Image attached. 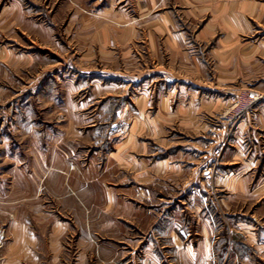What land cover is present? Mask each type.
<instances>
[{"label": "crops", "instance_id": "0c3cea01", "mask_svg": "<svg viewBox=\"0 0 264 264\" xmlns=\"http://www.w3.org/2000/svg\"><path fill=\"white\" fill-rule=\"evenodd\" d=\"M129 1L141 8L140 0L99 1L106 15L121 6L109 20L116 26L127 20L129 27L117 28L115 37L104 30L106 44L137 41L121 9ZM21 2L2 3L0 14ZM142 3L150 16L165 10L148 19L149 56L160 58L148 78L120 71L91 81L84 73L83 83L97 90L90 115L99 123L78 129L72 114L65 132L36 130V145L1 146L0 209L10 235L5 264H203L205 250L216 253L212 233L228 223L249 238V244L234 239L229 257L237 260L242 245L264 249L254 227L264 219V109L233 123L218 120L236 90L231 58L243 50L240 33L261 23L264 1L175 0L184 22L174 16L173 0ZM174 59L184 75L172 72ZM26 107L27 100L6 106L17 113L21 134ZM254 200L257 212L236 209ZM29 202L35 231L23 219L13 221L28 214Z\"/></svg>", "mask_w": 264, "mask_h": 264}, {"label": "rangeland", "instance_id": "374dc122", "mask_svg": "<svg viewBox=\"0 0 264 264\" xmlns=\"http://www.w3.org/2000/svg\"><path fill=\"white\" fill-rule=\"evenodd\" d=\"M12 1L14 0H0V5ZM21 1H23L21 2L22 7L21 5L17 8L14 6L0 14V163L4 162L1 159L4 156L1 146H26L33 143L36 145L37 139L31 138L35 137L33 135L36 130L48 131L56 127V130L65 132L69 128V118L72 114L75 115L72 116V120L78 129H87L94 122L95 124L100 122L98 118L90 115V112L95 110L92 106L96 104L95 92L97 90L95 91V87L90 89V83L88 85L83 83L85 74L89 73L88 77L91 81H100L101 76L106 74L112 78L111 76L120 71L128 72L126 76H131V78L139 74L142 77L146 76L147 79L150 67L159 65L155 59H160L149 56L147 36L150 30L148 19L164 12L163 7L158 8L157 12L150 16L142 3L145 0H140L141 8L136 7L134 3L132 5L129 1L131 4L124 5L121 9L125 17L133 20L131 21L134 22L137 41L124 44L120 42L122 40H115V42L111 41L106 44L101 38L102 32L107 28L112 37H115L117 28L128 32L127 20L119 26L113 25L109 20L114 17L113 9H119L121 6L117 8L116 5L106 15V6L99 4L100 0ZM23 11L28 21H22L21 12ZM183 11L175 5V0H173L172 12L182 22L186 17ZM262 17L261 23H255L251 32L240 33L239 41L243 45L241 47L243 50L238 51L240 54L231 58L235 61L232 67L236 69V90L229 107L218 117L220 122L225 119L233 123L247 113L261 112V107L264 109L262 106L264 104L262 103L264 101V47H262L264 16ZM188 31H194V29ZM245 47L251 48V50L246 49L247 53L251 51L247 56L244 53ZM112 49H115L113 54L100 55L101 50L107 52ZM127 51H130L131 55L122 56ZM9 52L12 56L7 59ZM166 60L168 61V58L164 60L163 65L165 66L168 65ZM175 60L172 72L176 75H184L179 63L176 64L177 60ZM212 63L210 61V66L214 67ZM94 85H99V83H94ZM8 100H27L28 107L25 108L26 121L23 128L26 132L22 134L19 131L21 124L17 120V113L20 109L17 107V113L12 115L6 108ZM96 112L99 113V110ZM216 124H218L217 121ZM4 189V184H0V193H3ZM219 200L218 195L213 196L216 208L221 211ZM35 202H29V205L23 208L25 213H28L24 217L16 218L14 214L13 221L23 219L35 231ZM46 203H49L48 200ZM243 204V202H238L236 209L246 213H255L261 207V204L256 203L255 200L247 207ZM47 208H52V206L46 205L45 209ZM0 210V216H2L0 217V241L3 244L0 248V264H5L10 235L3 221V209ZM20 213H22L21 210ZM256 225L254 227L258 229L256 233L262 243L260 245L263 246L264 219ZM227 227L220 226V232L212 233V238L216 242V253L212 252L209 255L205 250L203 264H264V249L259 248L258 251L247 245L239 247L237 260L234 259V255L232 258L229 257L233 253L231 246L234 239L238 240V244L240 242L249 244V238L243 232L236 233L235 226L228 223ZM3 232L5 238L1 240Z\"/></svg>", "mask_w": 264, "mask_h": 264}, {"label": "built area", "instance_id": "2783aa9c", "mask_svg": "<svg viewBox=\"0 0 264 264\" xmlns=\"http://www.w3.org/2000/svg\"><path fill=\"white\" fill-rule=\"evenodd\" d=\"M5 237H4V232L1 234V240H3ZM3 247V244L2 242L0 241V248Z\"/></svg>", "mask_w": 264, "mask_h": 264}]
</instances>
